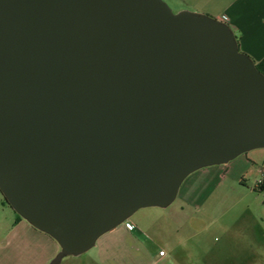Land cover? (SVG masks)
Here are the masks:
<instances>
[{
    "label": "water",
    "instance_id": "obj_1",
    "mask_svg": "<svg viewBox=\"0 0 264 264\" xmlns=\"http://www.w3.org/2000/svg\"><path fill=\"white\" fill-rule=\"evenodd\" d=\"M264 149V75L163 0H0V193L80 256L202 168Z\"/></svg>",
    "mask_w": 264,
    "mask_h": 264
},
{
    "label": "rangeland",
    "instance_id": "obj_2",
    "mask_svg": "<svg viewBox=\"0 0 264 264\" xmlns=\"http://www.w3.org/2000/svg\"><path fill=\"white\" fill-rule=\"evenodd\" d=\"M263 181L264 149L242 154L225 165L202 168L182 182L168 207L138 210L101 236L89 251L62 261L264 264V190L259 189ZM16 223V214L3 204L0 193V230L17 227Z\"/></svg>",
    "mask_w": 264,
    "mask_h": 264
},
{
    "label": "crops",
    "instance_id": "obj_3",
    "mask_svg": "<svg viewBox=\"0 0 264 264\" xmlns=\"http://www.w3.org/2000/svg\"><path fill=\"white\" fill-rule=\"evenodd\" d=\"M165 1L175 12L187 11L219 21L225 17L223 23L234 33L239 51L255 64L264 63V0ZM16 226L0 230V264H50L60 251L57 243L24 220L17 221ZM59 264L76 263L61 260Z\"/></svg>",
    "mask_w": 264,
    "mask_h": 264
},
{
    "label": "trees",
    "instance_id": "obj_4",
    "mask_svg": "<svg viewBox=\"0 0 264 264\" xmlns=\"http://www.w3.org/2000/svg\"><path fill=\"white\" fill-rule=\"evenodd\" d=\"M256 65V68L258 69V71L264 75V63H258V64H255ZM259 189L260 190H264V181L261 182V185H259ZM3 204L4 205H8V203L6 202V200L3 198ZM10 207V206H9ZM19 220H22L18 215H16V221H19Z\"/></svg>",
    "mask_w": 264,
    "mask_h": 264
},
{
    "label": "built area",
    "instance_id": "obj_5",
    "mask_svg": "<svg viewBox=\"0 0 264 264\" xmlns=\"http://www.w3.org/2000/svg\"><path fill=\"white\" fill-rule=\"evenodd\" d=\"M220 21H221V22H225V17H221ZM259 185H261V182H259ZM126 227H127L128 229H132V227H131L129 224H126ZM158 255H159V256H163L164 253H163L162 251H160V252L158 253Z\"/></svg>",
    "mask_w": 264,
    "mask_h": 264
},
{
    "label": "flooded vegetation",
    "instance_id": "obj_6",
    "mask_svg": "<svg viewBox=\"0 0 264 264\" xmlns=\"http://www.w3.org/2000/svg\"><path fill=\"white\" fill-rule=\"evenodd\" d=\"M126 224H128V223H125V226H126Z\"/></svg>",
    "mask_w": 264,
    "mask_h": 264
}]
</instances>
